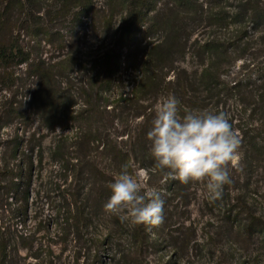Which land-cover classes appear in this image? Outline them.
Segmentation results:
<instances>
[{
  "label": "rangeland",
  "instance_id": "1",
  "mask_svg": "<svg viewBox=\"0 0 264 264\" xmlns=\"http://www.w3.org/2000/svg\"><path fill=\"white\" fill-rule=\"evenodd\" d=\"M74 1H66L63 6L62 0H0V21L4 26H0V41L9 49L29 52L33 60L43 61L45 65L74 59L73 71H69L66 63L62 64V70H56V78L61 85L68 78L77 87L101 51L111 46L123 7L112 8V0H90L92 13L82 14L78 19V0ZM203 1L217 3L216 0ZM241 1L218 0V5L231 10ZM251 1L264 4V0ZM112 10L115 14L107 29L102 22ZM235 26L229 24L226 31L234 33ZM210 31L207 26L199 27L192 38H205ZM257 35L254 34L251 43L258 42ZM159 38L161 32L147 37L143 43ZM139 54L141 56L142 51ZM196 62L188 52L185 58L179 57L176 64L195 68ZM241 65L238 60L232 69ZM25 68V64L11 66L17 79L10 90L16 97L9 99V91L0 90V165L8 164L15 170L18 165L32 164L25 209H18L23 196L13 192L11 179L0 180V251H7L6 264H264L263 153L252 163L249 177L238 163L230 168L233 179L243 176V181L234 180L229 187V195L238 198L239 209L237 206L235 213H229L220 199L214 207L205 205V187L193 182L196 192L195 195L193 190L189 193L191 203L182 207L173 200L174 207L169 208L171 217L159 224L158 242L138 247L130 238L131 225L103 211L102 206L110 195L108 184L122 167H126L130 173L143 172L141 182L158 191L162 187L161 173L157 171L148 177L140 161L126 156L113 157L102 148L100 141L90 136L89 146L86 142L85 146L81 145L82 140L75 139L79 135L76 133L81 131L82 134L86 129H80L77 124L71 123L64 130L45 128L29 100L28 91L36 79L27 75ZM97 70L94 68L92 72L95 74ZM135 74L133 70L123 72L124 87L115 88V83L105 94L112 100L120 92L127 95ZM144 96L145 101L138 104L152 105L154 113L167 98L165 91L157 96L146 92ZM76 98L75 108H78L81 98ZM12 102L20 113L7 116L5 109ZM135 104L121 102L113 111V105L106 107L109 112L103 116L107 119L105 134L108 136L105 137L108 141L104 142H108L109 147L119 141L118 132L129 133L128 129L138 121L130 109ZM15 144H19L18 155L12 152ZM56 145L63 152V161L52 151ZM121 146L126 148L125 144ZM75 156L81 157L86 165H75ZM241 158L239 155L238 161ZM250 158L245 164H249ZM155 235L150 234L151 238ZM188 239L191 242L186 245Z\"/></svg>",
  "mask_w": 264,
  "mask_h": 264
},
{
  "label": "trees",
  "instance_id": "2",
  "mask_svg": "<svg viewBox=\"0 0 264 264\" xmlns=\"http://www.w3.org/2000/svg\"><path fill=\"white\" fill-rule=\"evenodd\" d=\"M62 1L65 6V2L70 0ZM216 1L215 5L203 0H112V8L120 5L123 7V15L112 44L102 50L97 60L92 62L90 67H93L88 74L85 72L84 80L77 87L68 78L64 85L56 78V70H62V64L66 63L70 67L69 71H73L76 64L74 59L68 58L45 65L43 61L33 60L29 52L9 49L5 42L0 41V90H8L9 99L17 96L10 90L16 85L17 79L11 66L25 64L27 75L36 79L34 86L29 88V100L45 128L50 131L56 128L64 130L71 123L77 124L80 129L84 127L86 131L82 134L79 131L76 133L79 135L75 137L82 140L81 145L89 146V136L95 138L111 156H126L140 161L148 171V177L158 171L149 154L146 138L154 110L152 105L142 106L138 103L145 101L146 92L157 96L165 91L166 97L174 95L179 100L181 116L187 110L203 109L224 112L227 115L240 139L239 148L246 149L245 152L238 151L242 157L238 166L247 171L249 177L252 175V163H256L262 153L264 154V4L243 0L227 10ZM76 2L79 7L78 19L82 14L92 13L90 0ZM114 14L115 10H112L102 22L107 29L111 26ZM229 24L237 25L234 33L226 31ZM2 25L3 21H0V26ZM205 26L211 29L205 38H192L198 33L199 27ZM261 27L262 30L259 31ZM159 32L161 38L143 43L147 37H154ZM255 33L258 34V42L251 43ZM139 50L142 51L141 56ZM188 52L197 59L195 68L176 64L179 57L185 58ZM238 60H241L242 65L233 70L232 67ZM94 68L98 69L95 74L92 72ZM128 70L136 73L130 93L126 95L120 92L112 100L105 91H109L115 83V88L122 89V73ZM76 97L81 98L78 108H75ZM121 102L136 103L130 109L134 111L133 117L139 119L128 129L129 133L124 130L118 132L119 141L109 147V143L104 142L108 140L105 137L107 119L103 113L109 112L107 106L113 105V111L115 105ZM13 105L12 102L6 107L7 116L20 113L19 108ZM21 114L24 119L28 118L24 112ZM122 144L126 148L122 149ZM18 145L15 144L12 148L14 155H18ZM52 151L63 161V152L59 145ZM248 157L251 158L247 165L245 163L248 162ZM74 158L75 165H86L81 162V157ZM18 166L12 170L8 164L0 165V180L7 177L11 179L13 192L19 197L23 196L18 209H25L28 204V181L32 164L29 162L22 167ZM240 177L237 175L233 179L230 173L231 182L243 181V176ZM14 179L18 182H14ZM194 183L196 186L202 184L205 187L204 181ZM194 183L181 184L179 181L169 180L158 188L160 194L164 191L161 194L164 201L163 222L171 217L169 208L174 207L173 200H177L182 207L191 203L189 193L193 190L195 195ZM230 186L229 183L223 187V194L219 199L223 200L222 205L229 213H235L238 198L229 195ZM219 199L211 200L204 195L203 202L207 206H213ZM158 227L159 225L149 229L144 225L131 226L130 238L138 247L151 243L154 245L158 242ZM152 233L156 234L155 238H151ZM190 242L191 239H188L185 244ZM6 256L7 251L2 249L0 264H6Z\"/></svg>",
  "mask_w": 264,
  "mask_h": 264
},
{
  "label": "clouds",
  "instance_id": "3",
  "mask_svg": "<svg viewBox=\"0 0 264 264\" xmlns=\"http://www.w3.org/2000/svg\"><path fill=\"white\" fill-rule=\"evenodd\" d=\"M178 105L174 95L165 98L146 132L160 183L204 181L206 197L219 199L223 187L231 183L230 168L238 163L240 139L224 112L187 110L181 116ZM143 176L122 167L108 184L110 195L102 207L122 222L150 229L163 222L164 201L158 191L141 182Z\"/></svg>",
  "mask_w": 264,
  "mask_h": 264
}]
</instances>
